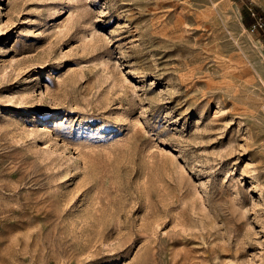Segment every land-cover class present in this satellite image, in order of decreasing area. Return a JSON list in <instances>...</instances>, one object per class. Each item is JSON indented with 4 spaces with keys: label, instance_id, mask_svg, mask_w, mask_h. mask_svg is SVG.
Instances as JSON below:
<instances>
[{
    "label": "rangeland",
    "instance_id": "374dc122",
    "mask_svg": "<svg viewBox=\"0 0 264 264\" xmlns=\"http://www.w3.org/2000/svg\"><path fill=\"white\" fill-rule=\"evenodd\" d=\"M243 8L264 0H0V264H264Z\"/></svg>",
    "mask_w": 264,
    "mask_h": 264
},
{
    "label": "trees",
    "instance_id": "16d2710c",
    "mask_svg": "<svg viewBox=\"0 0 264 264\" xmlns=\"http://www.w3.org/2000/svg\"><path fill=\"white\" fill-rule=\"evenodd\" d=\"M243 22L247 28L257 27L258 21H261L264 27V15L256 9L243 8L242 9Z\"/></svg>",
    "mask_w": 264,
    "mask_h": 264
},
{
    "label": "built area",
    "instance_id": "2783aa9c",
    "mask_svg": "<svg viewBox=\"0 0 264 264\" xmlns=\"http://www.w3.org/2000/svg\"><path fill=\"white\" fill-rule=\"evenodd\" d=\"M254 27H255V26H254ZM257 27L261 29V28H262V23L258 22V23H257ZM257 27H256V28H257ZM262 113L264 114V101H263V104H262Z\"/></svg>",
    "mask_w": 264,
    "mask_h": 264
}]
</instances>
